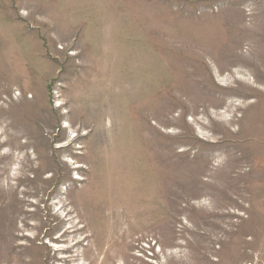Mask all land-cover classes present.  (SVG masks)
<instances>
[{
  "label": "rangeland",
  "instance_id": "obj_1",
  "mask_svg": "<svg viewBox=\"0 0 264 264\" xmlns=\"http://www.w3.org/2000/svg\"><path fill=\"white\" fill-rule=\"evenodd\" d=\"M0 264H264V0H0Z\"/></svg>",
  "mask_w": 264,
  "mask_h": 264
}]
</instances>
